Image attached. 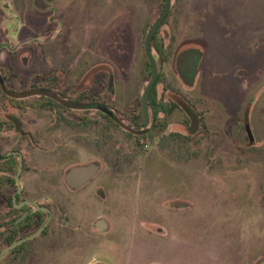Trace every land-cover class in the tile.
I'll use <instances>...</instances> for the list:
<instances>
[{"label":"rangeland","instance_id":"rangeland-1","mask_svg":"<svg viewBox=\"0 0 264 264\" xmlns=\"http://www.w3.org/2000/svg\"><path fill=\"white\" fill-rule=\"evenodd\" d=\"M52 1L0 0V72L15 89L66 88L67 123L54 122L42 105L25 109L22 119L38 136H69L64 163L49 172L64 198L63 173L99 166L85 188L69 194L66 221L55 222L53 264L264 263V0H172L161 29L172 55L160 65L154 53L156 93L187 104L201 124L191 134L178 110L168 121L185 128L169 124L153 138L139 131L138 104L150 79L144 40L164 0H57L53 10L64 26L55 22ZM122 25L130 33L128 57L114 35ZM190 48L204 55L188 87L175 64ZM108 49L118 58L105 57ZM107 65L118 74L120 106L133 107L131 123L120 114L100 120L73 104L83 96L94 102ZM98 220L108 230H96Z\"/></svg>","mask_w":264,"mask_h":264},{"label":"flooded vegetation","instance_id":"flooded-vegetation-1","mask_svg":"<svg viewBox=\"0 0 264 264\" xmlns=\"http://www.w3.org/2000/svg\"><path fill=\"white\" fill-rule=\"evenodd\" d=\"M56 1L57 0L52 1L53 5L51 6V11L54 14V18H56L55 22L57 21L60 26H64L65 22L63 16H60L58 12L53 10ZM166 23L165 20L160 25L153 38V41L155 40L156 43L158 42L164 52L168 50V47L165 45L164 39L161 36V29ZM123 28L125 27L122 25L121 31H118V33L117 31L114 32V35H117L116 39H119L120 41L118 40V43H121L118 49L128 57L131 53L130 33L122 30ZM61 35L59 39L62 40L64 34L61 33ZM126 35L128 39L125 38ZM96 41L99 44L101 43L102 40L100 35L96 34ZM108 51L109 49L105 57L114 56L116 53L115 51L114 53H108ZM152 52L153 54L155 53L159 60V52L154 48H152ZM62 53L61 51L59 54L60 57L63 55ZM96 54L97 52L95 55ZM60 57L57 56L59 59ZM115 57L118 58L116 55ZM107 67L108 71H106L107 73L105 72V78L107 80H103V82L101 81L97 85L94 102L89 105L86 104V98L83 96L84 101L82 103L73 104L79 105L80 110H95L100 120L116 121V119H118V114H120L131 123L135 118V114L128 111L133 107L120 106V90L115 82V74L117 76L118 74L113 67L109 65H107ZM100 69L102 72V68ZM6 74L9 73L5 71L0 72V106L3 108L4 104H6L9 109L8 110L5 106L3 111L0 112V254L13 244L18 242L22 243L11 250L0 261V264H53L55 222L59 219L66 221L64 211L67 208L66 205L68 204L69 194L85 188L92 179L81 187L73 188L66 179L67 174L72 168L67 170L63 173L62 178V188L65 193L63 194L67 197L64 198L59 191L61 187V185H59L60 182L56 184L51 180L50 174L54 168L61 167L64 163L65 153L70 147L69 136H38L30 131H26L23 126L24 120L22 119L26 117L24 116L26 115L25 111L27 109H36V107H41V105L49 108L50 115L54 114L52 116L54 122L58 121L62 124L67 123L68 120L66 118H69L71 104L66 88H61L59 84H53L47 88L39 86L32 88L29 86H22L20 89H15L13 86L6 84ZM55 74L54 72L51 78L56 77ZM36 97H44L47 100L43 102L37 101L35 103L29 102L30 99ZM168 104L171 110L169 118L179 110L184 113L190 125L192 118H196L200 126V116L195 114L193 110H190L187 104L184 102L182 103L184 105L183 109L172 107V104ZM93 106L106 109V113L103 112V109H93ZM138 106L143 120L141 104L139 103ZM148 114L149 123L147 127H144L143 120L144 129H149L151 127L154 118V112L149 103ZM158 115L161 118H165V111L160 109ZM169 124L175 128H185L179 121L170 122ZM164 133H166V131ZM176 136L179 135L170 134V137ZM20 168L21 171L18 175ZM28 174H30V176H28ZM101 196L103 197L102 194ZM59 206H62L63 209L62 212H59L60 214L56 219V211H59ZM175 209L177 210L179 208L176 206ZM95 223L93 227L101 231L95 227ZM62 227L66 226L64 225ZM161 233V236H165V231L163 229ZM45 254H47L46 260H44Z\"/></svg>","mask_w":264,"mask_h":264},{"label":"water","instance_id":"water-1","mask_svg":"<svg viewBox=\"0 0 264 264\" xmlns=\"http://www.w3.org/2000/svg\"><path fill=\"white\" fill-rule=\"evenodd\" d=\"M171 2L172 0H164L163 10L159 15V17L157 18V20L152 24L144 40V53L151 68L149 82L147 83L140 100L143 120H144V127H147L149 123L148 103L151 96V92L158 78V66H157L156 58L152 52L151 44L158 28L166 20V18L170 13ZM203 55L204 53L198 49H187L177 55L176 64H175L176 71L184 85L191 87L194 84L195 77L198 73V67L202 60ZM92 108L103 109L100 107L97 108L95 106H93ZM103 112L106 113V109H103ZM198 127H199L198 119L192 118L190 133L194 134L198 130ZM247 130L249 134V139L250 141H252L249 129L247 128ZM98 170H99V166L97 164L75 167L69 171V173L66 176V179L71 187L78 188L89 182L96 175ZM20 171L21 168L18 171V175L20 174ZM95 227L101 230L102 232H104L108 229V223L105 220H99L95 223ZM21 243L22 242L13 244L12 246L4 250L0 254V261L11 250H13ZM93 264H107V263L95 262ZM260 264H264V263H260Z\"/></svg>","mask_w":264,"mask_h":264},{"label":"trees","instance_id":"trees-1","mask_svg":"<svg viewBox=\"0 0 264 264\" xmlns=\"http://www.w3.org/2000/svg\"><path fill=\"white\" fill-rule=\"evenodd\" d=\"M152 48H154L160 54V59H159L160 65L165 64L169 61V56L172 55L169 48L166 52H164L160 44L158 42L156 43L155 40L153 41ZM148 66L150 67L149 63H148ZM159 83H160V78H158L156 86ZM156 86L155 88H153L151 96H150V100H149V105L151 106L154 112V118H153L151 127L145 130L143 127V120L141 116V122H140L141 126H140L139 131L142 130V133H143L142 137H145L146 135H150V137L153 138L155 137V135L161 134V133L163 134L165 131H167V128L169 126L168 119H169L170 112H171L170 105L168 103L172 104V107H179L182 109L184 108V105L183 104L181 105V102L180 100H178V98L173 100L172 98L168 97V102H166L164 99H159L156 93ZM76 109H79V105H76ZM160 109L165 111V118L159 117L158 113ZM135 123L136 122H134V124Z\"/></svg>","mask_w":264,"mask_h":264},{"label":"crops","instance_id":"crops-1","mask_svg":"<svg viewBox=\"0 0 264 264\" xmlns=\"http://www.w3.org/2000/svg\"><path fill=\"white\" fill-rule=\"evenodd\" d=\"M191 49V48H190ZM192 49H194V48H192ZM186 50V49H185ZM199 50V49H198ZM201 51V50H200Z\"/></svg>","mask_w":264,"mask_h":264}]
</instances>
